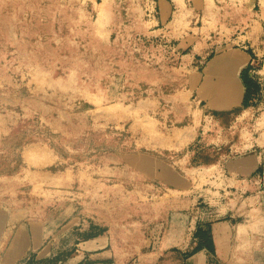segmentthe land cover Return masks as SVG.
<instances>
[{
	"label": "rangeland",
	"instance_id": "1",
	"mask_svg": "<svg viewBox=\"0 0 264 264\" xmlns=\"http://www.w3.org/2000/svg\"><path fill=\"white\" fill-rule=\"evenodd\" d=\"M168 1L162 22L158 0H0V209L137 255L184 197L174 179L235 152L252 115L200 83L241 11L206 31L197 0Z\"/></svg>",
	"mask_w": 264,
	"mask_h": 264
},
{
	"label": "crops",
	"instance_id": "2",
	"mask_svg": "<svg viewBox=\"0 0 264 264\" xmlns=\"http://www.w3.org/2000/svg\"><path fill=\"white\" fill-rule=\"evenodd\" d=\"M158 2L163 22L173 4ZM229 8L241 17L206 60L201 95L217 112L251 114L253 122L235 152L200 167L206 175L174 179L184 197L168 207L158 239L132 255L98 228L64 245L42 220L0 209V264H264V0H197L189 12L198 10L210 31L212 22L227 23L220 19Z\"/></svg>",
	"mask_w": 264,
	"mask_h": 264
},
{
	"label": "trees",
	"instance_id": "3",
	"mask_svg": "<svg viewBox=\"0 0 264 264\" xmlns=\"http://www.w3.org/2000/svg\"><path fill=\"white\" fill-rule=\"evenodd\" d=\"M246 95H247V98H248V96L250 95V91H249V93H248V91H247V94H246Z\"/></svg>",
	"mask_w": 264,
	"mask_h": 264
},
{
	"label": "bare ground",
	"instance_id": "4",
	"mask_svg": "<svg viewBox=\"0 0 264 264\" xmlns=\"http://www.w3.org/2000/svg\"><path fill=\"white\" fill-rule=\"evenodd\" d=\"M31 155V154H30Z\"/></svg>",
	"mask_w": 264,
	"mask_h": 264
}]
</instances>
